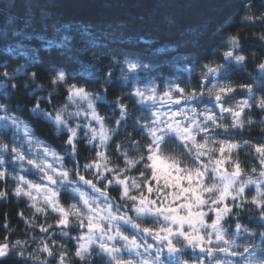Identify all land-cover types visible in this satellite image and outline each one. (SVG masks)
<instances>
[{"label":"clouds","instance_id":"1","mask_svg":"<svg viewBox=\"0 0 264 264\" xmlns=\"http://www.w3.org/2000/svg\"><path fill=\"white\" fill-rule=\"evenodd\" d=\"M257 146L264 0H0V264H264Z\"/></svg>","mask_w":264,"mask_h":264},{"label":"snow or ice","instance_id":"2","mask_svg":"<svg viewBox=\"0 0 264 264\" xmlns=\"http://www.w3.org/2000/svg\"><path fill=\"white\" fill-rule=\"evenodd\" d=\"M209 70L212 71V69H209ZM174 103L175 104H180L181 100L177 99V100L174 101ZM256 151L260 152V153H264V146H257L256 147ZM168 210L169 211H173V212L177 211V209H175V208H171V209H168ZM180 219H184V218L181 217ZM89 227H97V225H89ZM146 231H148V230L146 229ZM157 236H158V238H161V237H159V234H157ZM162 238L163 239H168V237H162Z\"/></svg>","mask_w":264,"mask_h":264},{"label":"rangeland","instance_id":"3","mask_svg":"<svg viewBox=\"0 0 264 264\" xmlns=\"http://www.w3.org/2000/svg\"><path fill=\"white\" fill-rule=\"evenodd\" d=\"M185 102L181 100L180 104H176L174 107L178 110L181 105H183Z\"/></svg>","mask_w":264,"mask_h":264},{"label":"trees","instance_id":"4","mask_svg":"<svg viewBox=\"0 0 264 264\" xmlns=\"http://www.w3.org/2000/svg\"><path fill=\"white\" fill-rule=\"evenodd\" d=\"M0 218H2V212H0Z\"/></svg>","mask_w":264,"mask_h":264}]
</instances>
